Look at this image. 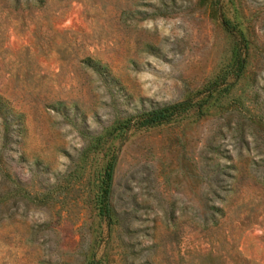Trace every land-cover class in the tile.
I'll return each instance as SVG.
<instances>
[{
	"label": "rangeland",
	"instance_id": "rangeland-1",
	"mask_svg": "<svg viewBox=\"0 0 264 264\" xmlns=\"http://www.w3.org/2000/svg\"><path fill=\"white\" fill-rule=\"evenodd\" d=\"M94 263L264 264V0H0V264Z\"/></svg>",
	"mask_w": 264,
	"mask_h": 264
},
{
	"label": "trees",
	"instance_id": "trees-1",
	"mask_svg": "<svg viewBox=\"0 0 264 264\" xmlns=\"http://www.w3.org/2000/svg\"><path fill=\"white\" fill-rule=\"evenodd\" d=\"M187 106L188 104L186 101H178L143 111L142 113L138 114L136 117H143L144 123H156L167 119L174 112L184 109ZM108 177H110L109 172H108Z\"/></svg>",
	"mask_w": 264,
	"mask_h": 264
},
{
	"label": "water",
	"instance_id": "water-1",
	"mask_svg": "<svg viewBox=\"0 0 264 264\" xmlns=\"http://www.w3.org/2000/svg\"><path fill=\"white\" fill-rule=\"evenodd\" d=\"M95 264V263H94Z\"/></svg>",
	"mask_w": 264,
	"mask_h": 264
}]
</instances>
